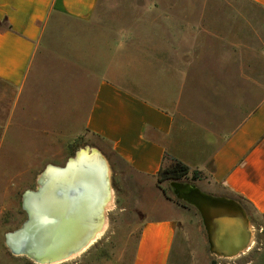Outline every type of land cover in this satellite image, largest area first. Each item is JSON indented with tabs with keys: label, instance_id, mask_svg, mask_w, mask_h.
<instances>
[{
	"label": "rangeland",
	"instance_id": "obj_1",
	"mask_svg": "<svg viewBox=\"0 0 264 264\" xmlns=\"http://www.w3.org/2000/svg\"><path fill=\"white\" fill-rule=\"evenodd\" d=\"M156 56L159 61L204 63L187 85L199 82V73L216 66L213 63L238 62L245 67L240 77L245 73L254 78L257 106L264 99V11L246 0H100L88 22L55 17L38 44L29 85L19 93L0 83V264H37L13 255L5 235L26 220L22 195L36 189L41 172L48 165L62 167L81 149L97 152L106 163L112 205L105 209L107 224L100 239L59 264H130L139 223L162 215L177 225L172 264L219 263L221 257L208 251L198 211L177 199L174 181L156 183L159 190L152 189L108 143L85 128L92 89L101 75L115 70L124 75L123 86L135 88L132 79L138 75L145 72L149 81L144 64ZM198 101L191 97L190 106H198ZM14 104V116L40 123L39 134L22 126L13 129L15 119L6 128ZM28 157L36 163L30 172L19 163ZM19 168L24 174L8 184L7 191L6 182ZM189 177L179 182L190 183ZM247 217L252 243L235 261L264 264V215L248 212Z\"/></svg>",
	"mask_w": 264,
	"mask_h": 264
},
{
	"label": "crops",
	"instance_id": "obj_2",
	"mask_svg": "<svg viewBox=\"0 0 264 264\" xmlns=\"http://www.w3.org/2000/svg\"><path fill=\"white\" fill-rule=\"evenodd\" d=\"M99 1L0 0V83L22 93L48 24L57 16L88 22ZM246 1L264 11V0ZM203 64L159 61L156 56L144 64L149 81L144 72L132 79L135 88L123 86L125 77L115 70L104 72L92 89L85 128L108 143L152 189L159 190V169L175 158L189 167V176L200 174L192 183L201 191L239 199L247 214L264 215V99L254 105V78L245 73L240 77L245 67L238 62L213 63L216 66L199 73V82L187 85ZM191 97L201 100L198 106H190ZM12 108L6 128L15 119L13 129L22 126L25 132L39 134L40 123L20 120L14 116L15 104ZM31 161L21 159L20 167L29 171L36 164ZM24 172L19 168L5 189ZM176 235L171 216L141 221L130 264H172ZM237 256L221 258L218 264H237Z\"/></svg>",
	"mask_w": 264,
	"mask_h": 264
},
{
	"label": "bare ground",
	"instance_id": "obj_3",
	"mask_svg": "<svg viewBox=\"0 0 264 264\" xmlns=\"http://www.w3.org/2000/svg\"><path fill=\"white\" fill-rule=\"evenodd\" d=\"M103 162L95 151L78 150L77 158L70 159L68 170H48L42 194L31 193L29 196L28 204L35 220L34 231L16 243H33L38 254L42 255H39L42 259L37 264H59L71 260L103 235L107 224L104 212L111 207L113 197L112 191L106 189L104 175L109 171L108 167L105 170ZM85 239V245L72 255L53 258L57 252H63Z\"/></svg>",
	"mask_w": 264,
	"mask_h": 264
},
{
	"label": "water",
	"instance_id": "obj_4",
	"mask_svg": "<svg viewBox=\"0 0 264 264\" xmlns=\"http://www.w3.org/2000/svg\"><path fill=\"white\" fill-rule=\"evenodd\" d=\"M75 158H77V152L74 155ZM70 159L62 167L48 165L37 177L36 189L27 190L23 193L21 206L26 213V220L18 229L5 235V245L13 255L26 256L33 262L35 261V263L42 259L39 257L38 249L32 245L33 243H20L18 245L16 242L23 241L28 236V232L32 233L34 231L33 225L35 220L30 209L29 196L31 193L41 195L43 190L42 184L46 179L47 171L52 168L61 169L62 171L68 170ZM103 163L106 170L107 165L105 162ZM104 180H106V189L111 190L107 174L104 175ZM172 187L178 200L194 207L198 211L205 230L208 251L211 255L221 258H232L248 248L251 240L248 217L244 207L236 199L205 193L192 182L181 183L174 181ZM86 241V239L82 240L77 245H75V242L74 246L67 248L63 252H57V256L53 258L60 259L65 255H72L74 251L85 245ZM48 259H51V257ZM48 259L46 260L48 261Z\"/></svg>",
	"mask_w": 264,
	"mask_h": 264
},
{
	"label": "trees",
	"instance_id": "obj_5",
	"mask_svg": "<svg viewBox=\"0 0 264 264\" xmlns=\"http://www.w3.org/2000/svg\"><path fill=\"white\" fill-rule=\"evenodd\" d=\"M188 176H189V167L175 158H170L168 164L160 168L159 171L157 172L156 181L157 184H160L163 181H180L184 178H187ZM199 178H200V174L197 172H192L190 175L191 182ZM236 200L240 201L239 199ZM203 231L206 240L204 227H203Z\"/></svg>",
	"mask_w": 264,
	"mask_h": 264
},
{
	"label": "flooded vegetation",
	"instance_id": "obj_6",
	"mask_svg": "<svg viewBox=\"0 0 264 264\" xmlns=\"http://www.w3.org/2000/svg\"><path fill=\"white\" fill-rule=\"evenodd\" d=\"M25 212V211H24ZM25 215H26V213H25Z\"/></svg>",
	"mask_w": 264,
	"mask_h": 264
}]
</instances>
